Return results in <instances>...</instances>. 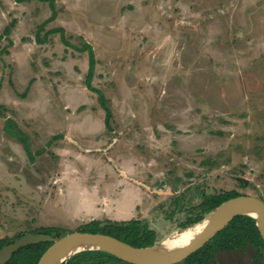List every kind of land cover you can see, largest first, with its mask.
<instances>
[{
	"label": "rangeland",
	"instance_id": "obj_1",
	"mask_svg": "<svg viewBox=\"0 0 264 264\" xmlns=\"http://www.w3.org/2000/svg\"><path fill=\"white\" fill-rule=\"evenodd\" d=\"M0 106V238L139 218L160 241L205 194L264 200V0H0Z\"/></svg>",
	"mask_w": 264,
	"mask_h": 264
},
{
	"label": "trees",
	"instance_id": "obj_2",
	"mask_svg": "<svg viewBox=\"0 0 264 264\" xmlns=\"http://www.w3.org/2000/svg\"><path fill=\"white\" fill-rule=\"evenodd\" d=\"M50 6L54 8V0H49ZM63 40L64 36H63ZM66 41V40H65ZM87 50L89 49V71L86 78V83L90 89L99 92L101 103L107 111V120L111 115L106 101L97 88H94L91 83L92 75L95 69L96 58L93 48L89 44H85ZM84 47V48H85ZM83 49V48H82ZM3 109L0 106V113ZM108 122V121H107ZM4 130L15 137L17 140L25 145L26 150L30 156L34 157L31 152L30 137L18 126V124L11 118H7ZM242 182L245 184L246 181ZM245 194L237 189L228 191H219L214 193L205 194L201 202L196 206L198 212L191 211L187 218L182 221L179 226L186 228L196 222L202 220L205 214L226 199ZM90 225V226H89ZM88 226L90 229L78 230L89 232H102L118 237L135 246L152 245L158 242L157 232L154 228L150 227L147 221L136 218L132 220H109V219H92ZM28 232H48L56 237H60L66 231L61 230L59 227L50 228H35ZM28 232H22L14 237L0 238V248L21 235ZM71 232V231H70ZM52 240H43L28 244L18 251L13 256L5 260L2 264H37L44 251L52 244ZM243 250L248 253L251 252V259L245 264H264V239L262 238L255 219L252 216L239 214L236 215L224 228L219 230L209 241L196 251L189 254L185 259L176 262L178 264H218L216 263L215 256L217 252ZM134 264L122 260L108 252L100 250H85L72 256L65 264Z\"/></svg>",
	"mask_w": 264,
	"mask_h": 264
},
{
	"label": "water",
	"instance_id": "obj_3",
	"mask_svg": "<svg viewBox=\"0 0 264 264\" xmlns=\"http://www.w3.org/2000/svg\"><path fill=\"white\" fill-rule=\"evenodd\" d=\"M239 214L252 216L264 239V200L257 195L245 193L226 199L207 212L202 220L189 226L191 228L200 225L191 240L184 245H172L169 241L172 236L152 245L135 246L102 232L71 231L60 237L48 232H29L10 240L0 248V264L11 258L20 248L43 240L53 242L37 264H65L72 256L85 250L108 252L134 264H173L203 246Z\"/></svg>",
	"mask_w": 264,
	"mask_h": 264
},
{
	"label": "bare ground",
	"instance_id": "obj_4",
	"mask_svg": "<svg viewBox=\"0 0 264 264\" xmlns=\"http://www.w3.org/2000/svg\"><path fill=\"white\" fill-rule=\"evenodd\" d=\"M199 227L200 225H196L175 233L171 238H169L170 243L172 245H184L188 243Z\"/></svg>",
	"mask_w": 264,
	"mask_h": 264
},
{
	"label": "built area",
	"instance_id": "obj_5",
	"mask_svg": "<svg viewBox=\"0 0 264 264\" xmlns=\"http://www.w3.org/2000/svg\"><path fill=\"white\" fill-rule=\"evenodd\" d=\"M57 180H55V182H56Z\"/></svg>",
	"mask_w": 264,
	"mask_h": 264
}]
</instances>
